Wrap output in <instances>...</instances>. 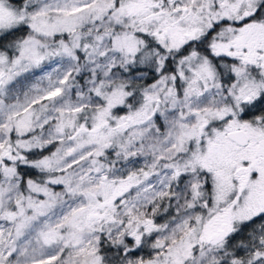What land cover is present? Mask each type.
I'll return each instance as SVG.
<instances>
[{
	"label": "snow or ice",
	"instance_id": "1",
	"mask_svg": "<svg viewBox=\"0 0 264 264\" xmlns=\"http://www.w3.org/2000/svg\"><path fill=\"white\" fill-rule=\"evenodd\" d=\"M0 264H264V0H0Z\"/></svg>",
	"mask_w": 264,
	"mask_h": 264
}]
</instances>
